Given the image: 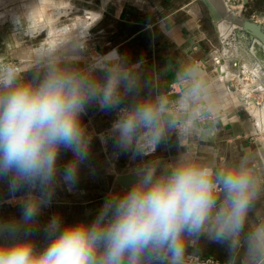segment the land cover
<instances>
[{"label":"crops","instance_id":"1","mask_svg":"<svg viewBox=\"0 0 264 264\" xmlns=\"http://www.w3.org/2000/svg\"><path fill=\"white\" fill-rule=\"evenodd\" d=\"M42 1L47 5L48 0ZM225 1L237 17L264 27V0ZM86 6L91 9L93 23L84 43L87 51L92 49L94 63L98 58L105 67L89 70L93 62L89 63L88 54L80 63L55 66L103 85L110 69L118 65L135 80L136 87L131 91L122 87L120 103L115 108L104 109L96 102L86 106L81 119L90 145L88 159L80 165L74 184L57 176L51 202L41 208L30 236L37 251L51 238L46 225L53 216L60 217L62 225L91 221L110 194L122 193L137 182V172L153 168L159 176L182 159L214 172L231 170L244 162L260 181L262 191L248 214L237 246L232 247L229 240L215 242L200 235L188 243L185 259L264 264V257L249 255L247 244L250 229L264 220V140L255 138L248 105L221 82L232 76L231 71L237 73L241 61L235 55L238 34L252 45L253 56L257 44L247 33L235 29L234 23L214 21L201 0H99L98 4L86 0ZM68 45L59 47V52L79 48L75 41ZM113 52L118 53V59L111 55ZM49 66L27 65L17 83H38ZM193 66L199 70L204 91L185 101L193 85L187 69ZM185 81L188 84L181 87ZM161 97L167 106L160 122L163 134L159 142L153 145L150 136L148 149L138 151L137 145L143 143L146 132L151 133L139 127L132 146L122 148L114 130L119 113L127 114L138 104ZM70 158V152H61L60 165ZM127 176H136L137 180L125 187L120 180ZM29 195L36 193L25 189L13 194L7 181L0 180V221L19 220L21 202ZM217 195L223 199L221 192ZM167 257L150 256L145 264H169Z\"/></svg>","mask_w":264,"mask_h":264},{"label":"clouds","instance_id":"2","mask_svg":"<svg viewBox=\"0 0 264 264\" xmlns=\"http://www.w3.org/2000/svg\"><path fill=\"white\" fill-rule=\"evenodd\" d=\"M111 55L118 59V53ZM187 71L193 85L184 100L190 101L204 87L196 67ZM122 87L131 91L136 82L118 65L103 85L55 65L35 84L17 83L11 71L0 74V180L7 181L13 194L25 189L36 193L21 202L19 221H0V236L14 239L0 243V264H145L147 257L162 254L169 264H185L186 247L197 236L237 246L262 191L260 181L244 162L214 172L182 159L159 176L153 168L137 172V182L110 194L91 221L62 225L53 216L46 225L51 238L37 251L30 236L41 208L51 202L57 176L74 184L88 159L90 145L81 119L86 106L96 102L115 108ZM166 106L161 97L119 118L114 124L119 145L131 147L139 127L149 129L151 143L157 144ZM63 151L71 158L61 166ZM247 244L250 256L264 257V220L250 229Z\"/></svg>","mask_w":264,"mask_h":264},{"label":"rangeland","instance_id":"3","mask_svg":"<svg viewBox=\"0 0 264 264\" xmlns=\"http://www.w3.org/2000/svg\"><path fill=\"white\" fill-rule=\"evenodd\" d=\"M98 1L94 0L97 4ZM237 1L243 2L244 0ZM5 2L0 6V47L3 48L0 51V74L11 71L18 78L23 75L29 64L39 68L46 65H57L58 63H80L83 61L82 58L87 57V54L89 63L93 62L89 70L105 67L98 58L95 59L96 62L94 63V59L92 60L91 57L92 49L87 51L84 43L93 23L89 11L91 9L89 7L87 9L86 0H48L45 2L47 5L41 3V0H7ZM34 2L36 5H33ZM46 6H48L47 10ZM33 9L38 10L39 13L35 14ZM11 15L14 19L13 22L10 19ZM48 15L51 16L48 17ZM35 25H37L36 28ZM52 33H56L59 40L65 38L66 35L71 45L75 41L79 48L77 51L70 49L69 51L59 52L58 48L61 43L59 41L55 42L54 45L50 43L54 39L50 36ZM59 33H61L60 36ZM75 33L78 34L74 35ZM79 33H81V36ZM1 34L8 37L9 44L14 45L13 48L6 45ZM67 35H70V37ZM73 36L75 38H72ZM238 36L236 41L237 50L234 53L241 61L236 70L237 73L231 71L232 76L221 82L226 85L229 92L238 96L248 105L251 111L250 118L255 128V138L264 140V50L261 46L256 45L253 56L250 52L252 45L240 33ZM51 37L53 39H50ZM67 46L69 45L67 44ZM246 48L248 49L246 50ZM74 52L76 54H73ZM219 64L221 65V63ZM187 84L188 82L185 81L180 86L183 87ZM251 100L256 102L253 103ZM258 109L263 111L262 115L258 112ZM124 115H126L125 112L121 111L119 118ZM145 136V140L140 144L143 151L148 149V140H150L151 133L146 132Z\"/></svg>","mask_w":264,"mask_h":264},{"label":"water","instance_id":"4","mask_svg":"<svg viewBox=\"0 0 264 264\" xmlns=\"http://www.w3.org/2000/svg\"><path fill=\"white\" fill-rule=\"evenodd\" d=\"M201 2L206 5L211 15L213 16L214 21L226 22V23L230 22L231 25H233L234 23L235 25L233 26L235 29L247 33L251 42L261 46L264 50V27H262L257 23H252L250 21L243 20L240 17H237V15L231 11L225 0H201ZM219 12L222 15L219 14ZM2 39L6 42V45H8L9 48L14 47L12 43L9 44L8 37L5 34L2 35ZM1 50H3V48L0 47V51ZM136 180H137L136 176H127L120 181L122 182V184L124 183L125 187H128L131 186V184L135 183ZM13 242L14 239L10 236L7 235L0 236V243H13Z\"/></svg>","mask_w":264,"mask_h":264},{"label":"bare ground","instance_id":"5","mask_svg":"<svg viewBox=\"0 0 264 264\" xmlns=\"http://www.w3.org/2000/svg\"><path fill=\"white\" fill-rule=\"evenodd\" d=\"M5 1H7V0H0V6L1 5H3L4 3H6ZM43 3V2H42ZM52 4V3H51ZM33 5H36V3L34 2V4ZM34 10V12H35V14H38L39 12H38V10H35V9H33ZM13 13V12H12ZM41 13V12H40ZM44 14V13H43ZM11 18L10 19H12V15L10 16ZM15 18V17H14ZM18 18V17H17ZM9 19V20H10ZM44 19V18H43ZM94 20V19H93ZM11 21V20H10ZM14 21V19H12V22ZM18 21V20H17ZM16 24H17V22H15ZM39 26V25H38ZM46 26H48L47 24H46ZM37 27V25H35V28ZM34 28V27H33ZM34 28V29H35ZM36 30V29H35ZM34 30V31H35ZM32 33H33V31H32ZM76 34V33H75ZM74 34V35H75ZM78 34V33H77ZM31 35V34H30ZM59 35V34H58ZM72 35V34H71ZM50 36H52L54 39H56L57 38V34L56 33H52V34H50ZM56 36V37H55ZM68 36V35H67ZM80 36H81V33H80ZM50 38V39H53V38ZM65 38H63L62 40H59V39H57V40H55L54 41V39H53V42H50L51 44H53L54 45V43L55 42H60L61 44H59V47L60 48H62V47H64L65 45H67V44H69L68 42H69V40H68V38H66V35L64 36ZM68 37H70V35L68 36ZM78 37V36H77ZM73 38V37H72ZM75 38V37H74ZM80 43V42H79ZM62 46V47H61ZM54 47V46H53ZM53 47H52V49H53ZM67 47V46H66ZM69 47V46H68ZM61 54V53H60ZM264 90V89H263ZM259 93V92H258ZM251 102H256V101H253V100H251ZM256 104V103H255ZM258 112L259 113H261V115L263 114V111L261 110V109H258Z\"/></svg>","mask_w":264,"mask_h":264},{"label":"built area","instance_id":"6","mask_svg":"<svg viewBox=\"0 0 264 264\" xmlns=\"http://www.w3.org/2000/svg\"><path fill=\"white\" fill-rule=\"evenodd\" d=\"M167 260H169V257L166 258ZM185 263H188V264H217L216 262H214L213 260H201V261H194V260H191V259H185Z\"/></svg>","mask_w":264,"mask_h":264}]
</instances>
